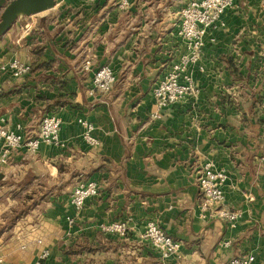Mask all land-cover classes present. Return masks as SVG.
Instances as JSON below:
<instances>
[{
    "label": "crops",
    "instance_id": "obj_1",
    "mask_svg": "<svg viewBox=\"0 0 264 264\" xmlns=\"http://www.w3.org/2000/svg\"><path fill=\"white\" fill-rule=\"evenodd\" d=\"M186 1L55 0L0 36V61L28 66L19 77L0 74V124L33 135L44 114L61 120L58 145L19 148L0 163L6 262L35 264L46 250L42 264H225L243 254L264 264V0H235L224 11L203 37L195 89L153 120L152 87L186 52L174 27ZM103 64L116 81L89 94ZM79 118L93 124L97 145L85 142ZM207 163L227 175L233 226L199 215ZM85 179L100 193L76 210L70 194ZM119 219L128 237L102 232ZM148 220L180 242V257L140 239Z\"/></svg>",
    "mask_w": 264,
    "mask_h": 264
},
{
    "label": "built area",
    "instance_id": "obj_2",
    "mask_svg": "<svg viewBox=\"0 0 264 264\" xmlns=\"http://www.w3.org/2000/svg\"><path fill=\"white\" fill-rule=\"evenodd\" d=\"M93 2L94 0H84ZM128 0H119L120 6H126ZM235 0H188L180 8L174 22L176 35L183 40L186 52L176 62L166 66V71L152 87L153 107L149 117L153 120L160 119L163 110L173 105L177 100L195 89L192 72L194 69L201 70L197 65L200 53L204 45V35L208 30H215L223 23L221 16L224 11L233 6ZM90 61L86 60L84 68L88 69ZM28 71V66L17 58L8 61H0V74L8 73L10 76L19 77ZM116 81V76L109 64L98 66L91 78L89 94L107 93ZM79 124L83 127L82 137L91 146L99 143L93 134L94 126L86 119L79 118ZM60 118L53 112L46 113L41 117L39 129L33 135L21 131V126L11 128L0 124V163H6L11 151L25 148L36 151L40 145H58ZM227 175L223 170L215 169L207 163L198 174V210L204 219L220 218L229 226H233L238 219V211L225 205L224 184ZM100 193V184L91 179L80 180L70 194V203L76 210L83 208L89 198H94ZM69 222L72 219L68 217ZM102 232L114 234L124 239L128 237L129 226L126 220H111L100 225ZM140 239L155 250L161 256L180 257L181 244L167 234L155 220L145 223ZM48 257V251L43 250L35 264H42ZM252 254L234 255L225 264H254ZM0 264L6 262L0 255Z\"/></svg>",
    "mask_w": 264,
    "mask_h": 264
},
{
    "label": "water",
    "instance_id": "obj_3",
    "mask_svg": "<svg viewBox=\"0 0 264 264\" xmlns=\"http://www.w3.org/2000/svg\"><path fill=\"white\" fill-rule=\"evenodd\" d=\"M54 5L55 0H0V36L14 23L17 17L36 14L52 8Z\"/></svg>",
    "mask_w": 264,
    "mask_h": 264
}]
</instances>
